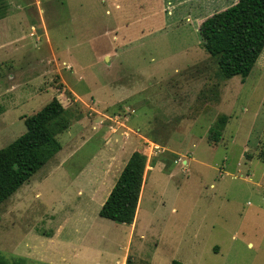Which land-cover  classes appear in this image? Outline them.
Wrapping results in <instances>:
<instances>
[{
  "label": "rangeland",
  "instance_id": "rangeland-1",
  "mask_svg": "<svg viewBox=\"0 0 264 264\" xmlns=\"http://www.w3.org/2000/svg\"><path fill=\"white\" fill-rule=\"evenodd\" d=\"M235 3L0 0V149L53 98L68 124L53 132L61 150L0 205L4 260L34 251L27 264H65L70 251L118 264L127 227L100 218L99 203L139 150L144 219L131 264H264V49L243 82L223 79L198 32ZM55 216L78 250L48 246ZM88 225L104 236L93 248Z\"/></svg>",
  "mask_w": 264,
  "mask_h": 264
},
{
  "label": "trees",
  "instance_id": "trees-1",
  "mask_svg": "<svg viewBox=\"0 0 264 264\" xmlns=\"http://www.w3.org/2000/svg\"><path fill=\"white\" fill-rule=\"evenodd\" d=\"M198 32L205 52L217 60L219 76L240 77L243 82L264 49V0H236L234 5L206 18ZM65 111L58 99H51L24 119L22 135L0 149V204L61 150L54 133L67 129L68 124L63 120ZM226 121L224 115L218 118L209 130L208 143H219ZM145 166L143 154L133 151L102 204L99 217L117 224L133 223ZM0 264H26V261L18 257L6 261L0 256ZM125 264H131L129 257ZM170 264L183 263L173 260Z\"/></svg>",
  "mask_w": 264,
  "mask_h": 264
},
{
  "label": "crops",
  "instance_id": "crops-1",
  "mask_svg": "<svg viewBox=\"0 0 264 264\" xmlns=\"http://www.w3.org/2000/svg\"><path fill=\"white\" fill-rule=\"evenodd\" d=\"M131 155V154H130ZM129 158V157H128ZM128 160V159H127ZM127 162V161H126ZM125 162V163H126ZM125 165V164H124ZM120 172V171H119ZM119 174V173H118ZM119 176V175H117ZM117 179V177L115 178V180ZM115 181H113L114 183ZM113 185V184H112ZM113 186H109V188L107 189V192L103 198V200L99 203L102 204L104 203L105 199L107 198L110 190L112 189ZM144 186V183H143V186H142V189H141V193L142 191L144 190L143 189ZM141 193H140V196H139V201H138V205H137V210H136V214H135V219L133 221V223L131 225H125V224H117L113 221H110V220H107V221H110L111 223H114L116 225H123L124 227H127V230L126 232H122V235L123 237H126V247H125V254L123 255V257L121 258L120 262L118 264H125V261L127 259V255L126 253L128 252V247L131 246V241L133 239V236L134 235H137V233H141L142 231L139 229V231L137 230L136 232V229H137V226L139 227L140 224L143 223V219L144 217L142 216V214L140 215V220H138V216H139V213H140V203H141ZM91 196V195H90ZM1 205V204H0ZM59 211V210H58ZM58 211H55L53 208L51 209V212L56 215L58 214ZM3 213L5 214L6 211H3ZM99 216V215H98ZM54 218H56V220H54ZM50 217L49 220L46 221V223L48 224V231L49 233L46 235V238L45 240H47V244L49 247H52L54 250L56 249V247H61V248H65L67 250H70L71 248L73 249H77L79 248L78 245H72L71 243H69L68 239L67 238H63L64 236V232L66 231L67 229V224L63 223V222H58L57 218L58 217ZM66 218V217H65ZM101 218V217H100ZM2 219H5L4 217H2ZM53 219V220H52ZM103 219V218H102ZM106 220V219H105ZM91 227L93 228V225H88L87 227V238L89 237L91 239V246L92 248L97 246V241L99 242V239H103V235L99 234L98 232H93L90 234V229ZM111 235L110 236H115L116 237V240L118 238H120L118 236V233L116 231H113L112 233H110ZM143 235H140V237H142ZM85 242V240L83 238L81 239H78L76 240L75 243H79V242ZM89 247V246H88ZM215 251L218 250V248H214ZM1 250L3 251V246L0 247V256H1ZM30 253H34V251H28L27 254H24V255H17L18 258H23L25 261H27V259H29V257H31V255H28ZM78 253H75L73 255H71L70 251L67 252L66 255H63V258L61 259L62 262H64L65 264H84L83 263V258H80V256L77 255ZM34 256V257H33ZM32 257L33 258H39V261H42L43 258L42 257H38V256H35L33 255ZM28 257V258H26ZM33 260V259H32ZM52 262V261H50ZM43 263V262H42ZM171 263V262H170ZM182 263V262H181ZM27 264V263H26ZM87 264H99L98 261H91L90 263H87Z\"/></svg>",
  "mask_w": 264,
  "mask_h": 264
}]
</instances>
